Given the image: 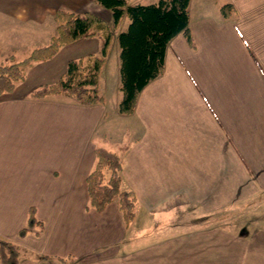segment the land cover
Wrapping results in <instances>:
<instances>
[{"label":"crops","instance_id":"0c3cea01","mask_svg":"<svg viewBox=\"0 0 264 264\" xmlns=\"http://www.w3.org/2000/svg\"><path fill=\"white\" fill-rule=\"evenodd\" d=\"M58 9L112 22L94 0H0V63L47 44ZM188 11L194 46L182 33L170 40L163 72L131 114L117 110L119 63L112 82L105 77L123 18L99 76L103 104L29 96L69 59L97 53L98 37L63 45L0 96V236L21 249L19 264H264V215L251 213L264 207V0H189ZM125 140L122 187L138 200L127 228L115 202L86 208L95 147ZM177 199L210 217L173 230ZM30 207L43 227L20 236ZM138 217L145 241L132 232Z\"/></svg>","mask_w":264,"mask_h":264},{"label":"trees","instance_id":"16d2710c","mask_svg":"<svg viewBox=\"0 0 264 264\" xmlns=\"http://www.w3.org/2000/svg\"><path fill=\"white\" fill-rule=\"evenodd\" d=\"M94 1L111 12V25L91 12L77 13L58 9L54 15L56 32L47 44L33 48L22 60L16 61L11 55L9 62L0 63V96L12 92L25 79L29 67L36 62L51 59L63 45L83 38L98 37L102 39L98 53L69 59L63 76L52 83L35 87L29 96L43 99L67 95L79 104H103L104 99L99 90L100 72L109 53L113 30L126 16L129 24L117 34L119 90L122 93L117 110L120 114H131L141 89L163 72L165 52L170 40L182 33L187 42L194 46L188 26L189 0H158L149 4H129L128 0ZM235 12L231 3L220 6L223 17H231ZM129 146L127 140L117 150L97 145L93 167L86 176V208L100 212L109 203L115 202L125 228L133 221L138 203L136 195L122 187L123 159ZM42 227L43 221L36 217L34 207H30L19 235L25 236L31 229L40 230ZM20 258L21 249L0 236L1 264H19ZM60 260L68 262L70 257Z\"/></svg>","mask_w":264,"mask_h":264},{"label":"rangeland","instance_id":"374dc122","mask_svg":"<svg viewBox=\"0 0 264 264\" xmlns=\"http://www.w3.org/2000/svg\"><path fill=\"white\" fill-rule=\"evenodd\" d=\"M128 24H129V19H128V17L124 16L123 20H122L121 27H120L121 28L120 31L125 30L127 28ZM113 32L115 33L116 31H113ZM114 43H115L114 46H112L111 50H110L111 54H110L108 65H107L106 72H105V77L110 82H112V80H113L114 69H115V72H118L117 68H118V63H119V45H118L117 39L115 40ZM98 52L99 51H97V53ZM27 55L28 54L26 51H18L17 53H15V60L16 61H19L20 59L22 60ZM5 62H9V59H6L3 61V63H5ZM28 71L30 72L31 69ZM108 144H109L108 146H106V145H104V146L106 148L111 149V150H116L118 148V146H120L122 144V141H120L118 143H114V144L111 142ZM257 206L260 207V205H257ZM171 207H173V211H174V214H172V217H174V220L172 223H176L175 226L171 227L173 230L182 231L184 229V225H183L184 223L183 222H185V219H187V220L191 219L190 227L192 229H197V228H199V226L195 225V223L198 222V220H200L201 218L203 220L204 218L210 217L208 215H206V217H205L199 211H197L196 209H194V208L190 207L188 204H186L182 199H177V200L173 201V203L171 204ZM263 208L260 210L252 211L251 212L252 215H253V213L264 215V209ZM248 211L249 210H244L242 212L240 211V214H245L246 216H249L250 212H248ZM239 215H237L234 218H236V219L240 218V220H241L245 216V215H243V216L242 215L239 216ZM187 220H186V223H187ZM233 228H235V227H233ZM136 230L138 232L137 236L140 237L139 238L140 241H145L148 239V235H149L148 233L150 232V230L148 229V231H147L145 229V226L142 224V220L140 217H138L136 220H134V224L132 226V232H134ZM159 232H161V231H159ZM134 242H135V240H134Z\"/></svg>","mask_w":264,"mask_h":264}]
</instances>
